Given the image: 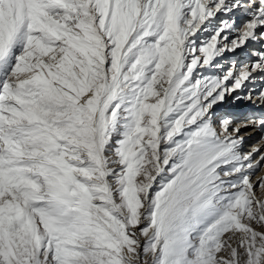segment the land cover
Listing matches in <instances>:
<instances>
[{"label": "snow or ice", "instance_id": "1", "mask_svg": "<svg viewBox=\"0 0 264 264\" xmlns=\"http://www.w3.org/2000/svg\"><path fill=\"white\" fill-rule=\"evenodd\" d=\"M249 128L264 0H0V264H264Z\"/></svg>", "mask_w": 264, "mask_h": 264}, {"label": "rangeland", "instance_id": "2", "mask_svg": "<svg viewBox=\"0 0 264 264\" xmlns=\"http://www.w3.org/2000/svg\"><path fill=\"white\" fill-rule=\"evenodd\" d=\"M246 107H248V106L242 104V105L239 106V109H245ZM250 130H252V129L249 128V129L242 130L241 135L243 136V135L248 134L250 132ZM252 135L253 134H249V135L246 136L247 140H245V143L243 145L244 151H249L248 150L249 146L251 147L252 145L253 146L257 145L256 143H258V144L264 143V141H261L260 138H259L260 137V133L258 135L256 134V136H254V137H252ZM263 168H264V165H261L260 169L254 173V175L251 177V179H254L255 176L258 173H260ZM263 173H264V169H263ZM260 194H261L260 190H257V195L259 196ZM224 254L227 255L226 252Z\"/></svg>", "mask_w": 264, "mask_h": 264}, {"label": "bare ground", "instance_id": "3", "mask_svg": "<svg viewBox=\"0 0 264 264\" xmlns=\"http://www.w3.org/2000/svg\"><path fill=\"white\" fill-rule=\"evenodd\" d=\"M249 134H253L252 137H254V136H256V134L258 135L259 133H258L255 129H252V130H250V132H249L248 134L243 135V136H244L245 138H247L246 136L249 135ZM246 140H247V139H246ZM256 144H258V143H256ZM254 146H256V145H254ZM254 146H253V145H252L251 147L249 146L248 150L250 151L251 148L254 147ZM263 169H264V168H263ZM263 169L261 170L260 173H258V174L255 176V178H254L253 180H255L257 177L264 176Z\"/></svg>", "mask_w": 264, "mask_h": 264}]
</instances>
